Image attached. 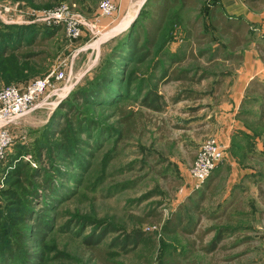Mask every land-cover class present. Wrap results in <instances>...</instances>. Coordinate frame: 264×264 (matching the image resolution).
<instances>
[{
    "label": "rangeland",
    "instance_id": "374dc122",
    "mask_svg": "<svg viewBox=\"0 0 264 264\" xmlns=\"http://www.w3.org/2000/svg\"><path fill=\"white\" fill-rule=\"evenodd\" d=\"M147 1H116L114 14L106 17L112 22L103 26L98 19L100 0H80L75 9L92 15L98 28L94 34L84 31L69 38L51 21L23 22L31 10L44 15L68 0H0V12L10 8L0 13V28L38 29L34 41L23 42L15 52L23 54L20 64L35 61L45 68L42 74L9 85H27L52 70L68 77L63 91L52 94L49 87L31 111L9 127L11 144L0 160V250L16 243L20 251L13 263L161 264L166 258L163 264L173 259L179 264H264V179L256 180L257 201L249 191L239 194V185L228 180L226 146L218 140L223 158L209 180L195 187L190 176L198 150L213 138L210 127L221 112L218 105L228 98L225 78L237 73L250 46L229 49L228 39L214 27L225 14L223 0H169L165 25L156 44L145 46L146 58L139 62L136 56L128 63L121 58L114 63L112 58L114 94L97 97L89 91L101 57L119 44L118 38L135 20L131 40L143 44L147 21L158 9L155 0ZM248 33L251 39H264L261 26L250 24ZM23 51L32 54L31 60L22 61ZM180 73L183 78L176 81ZM65 78L53 85L63 86ZM4 86L1 81L0 90ZM147 92L162 97L160 109L141 105ZM75 94L81 99L75 100ZM60 105L86 120L88 131L74 138V148H79L74 154L85 158L82 169L72 163L75 156L55 147L65 143L67 132L61 131H68L73 119H64L49 135L45 132ZM132 111L128 127L123 118ZM250 166L258 174L256 161ZM45 179L55 182L59 194L63 191L54 205L44 190ZM246 181V187L256 188L252 179ZM195 194L204 198L199 203L202 214L192 210ZM180 214L187 218L182 231H168L174 229L168 226L171 217ZM36 217L49 226L42 245L30 239ZM21 235L23 242L17 240ZM218 236L216 248L206 252L204 246Z\"/></svg>",
    "mask_w": 264,
    "mask_h": 264
},
{
    "label": "trees",
    "instance_id": "16d2710c",
    "mask_svg": "<svg viewBox=\"0 0 264 264\" xmlns=\"http://www.w3.org/2000/svg\"><path fill=\"white\" fill-rule=\"evenodd\" d=\"M76 1L80 3V0H68L70 4ZM155 1L158 3V6H157L158 9L156 11V14L151 16L147 21L148 25H146V30L144 32L143 44L140 46H137L136 42L131 40V37H133V34L131 32L134 31V27L136 23V20H135L126 29V32L120 38H118L117 42L119 44L117 46H112V48H110V50L108 51V54L106 56L104 55L101 57L100 62L96 70L94 71L95 74L92 76L93 82L89 90V91H93L97 95V97H99L100 94H102V92H109L112 94H114L113 92H115V90L111 88V86L115 84L117 80L116 79L117 75L115 74L116 72L113 71L114 64L111 61L112 58L116 59L114 60V63H117L115 61H117V59L119 58L122 59L121 62L128 63V62H132L135 59V57L138 56L137 61L142 62L147 56L146 52L144 51L145 46L153 47L156 44L158 35L165 25V22L167 19V13L171 6H169L168 4L169 0H155ZM177 1L178 0H176V2ZM219 16H220V24H214V27H216L220 31L221 34H224L227 36L228 38L227 45L229 47L234 48L238 46L240 43H242L243 41L249 40L248 35H247L248 25L246 22L239 21L236 18L235 19L229 18L222 14H220ZM37 30L38 29L36 27L34 28L32 26H22V27L5 26L4 28H0V82L2 81L3 84L9 85L10 83L23 81V80L28 79L31 76H35L37 74L43 73L45 68L43 67V65H40L39 62L34 61L31 63H28L26 67H23L22 64H20L21 63L20 59L22 58H19L23 54L17 55V53H15L18 50V48L22 45L23 42L30 44L34 41ZM50 32L54 33L53 30H51ZM245 32H246V35H245ZM23 52H25L24 53L25 56L23 57L22 61L31 60L32 54H29L27 51H23ZM7 55H10L11 57L2 58V56L6 57ZM162 77L164 78L165 75H163ZM177 78H183L182 73H180L176 77V79ZM80 94L85 95L84 93H80ZM74 99L76 100V99H81V98L75 94ZM161 99L162 97H160L155 92H147L143 98V101L141 102L142 103L141 105L148 107L149 109L158 110L160 109L161 104H162ZM62 109L69 112V116L67 115V113L62 112ZM261 109H264V100L261 103ZM71 113L72 111H70L69 107L60 105L59 108H57V110L50 115L47 123L44 126V129L46 130L45 132L49 135L51 132H55L56 130L59 129L61 125H63L64 119H67L68 122L70 121V123L72 121L71 119H73V122L69 124L68 131H66L65 129L61 131V133H63L64 131L67 132L65 134L66 136L65 143L61 142L57 144L55 147L59 148L60 152L66 155L75 156L76 158L72 157L71 159L72 163L77 164V166L80 169H82L85 166V164L83 166V162L85 158H82L81 155L79 156L78 153L74 154L75 148H76V147L74 148V146L77 143L74 141V138L78 137L79 133L88 131V129L85 126H83L86 123V120L80 119V116L78 115L80 114V112L76 113L75 111L72 114V116H71ZM134 113L135 112L133 111L129 112L123 118L124 119L123 121H125L128 127L132 125L131 119L133 118ZM43 135L45 134L43 133ZM71 142L74 144H71ZM76 149H77L76 151H78L79 148L77 147ZM13 173L16 174V172H13ZM3 174H6V172ZM70 179L75 180V178H70ZM43 183L45 185L44 190L46 191L48 197L50 198V201H52L54 205V201H57L56 200L57 197L63 194V191L59 194L58 192L59 189L54 181L45 179ZM51 197H52V200H51ZM49 207H51L50 204H49ZM46 210H48V208H46ZM192 210L194 213L200 212L202 214V211L200 210L198 202L192 203ZM27 214L28 216L30 215V217L32 218L35 213L31 212L30 210V214L28 212ZM177 216H179V218ZM177 216L175 215L174 216L175 218L171 217V221L168 224V226L171 225L174 227V229L170 228L168 229V231L169 230L175 231L176 229H179L180 231H182L184 226H182L181 224L183 222L185 223L187 218L185 216H182L181 218V214ZM33 228L34 229L31 233L30 239H34L37 244L40 243L42 245L44 238H45L46 230L49 229L48 224L42 221L41 218L36 217V224L35 226H33ZM219 238L220 237L218 236V238L214 240V242L210 243L208 246H204L205 251L206 252L213 251L216 248L215 246L217 242L219 241ZM17 240H19L20 242H23L24 238H22V235L17 236ZM18 251H20V249H18V245L16 243L12 244V246L7 248L4 252L2 248L0 250V264H12L15 254ZM22 252H20V255L25 256V254H23ZM165 261H166V258L165 260L162 261L161 264L165 263ZM175 261L176 260L173 259L171 261L170 260L167 261L166 263L174 264ZM13 264H16L15 260ZM176 264H179V262L176 261Z\"/></svg>",
    "mask_w": 264,
    "mask_h": 264
},
{
    "label": "crops",
    "instance_id": "0c3cea01",
    "mask_svg": "<svg viewBox=\"0 0 264 264\" xmlns=\"http://www.w3.org/2000/svg\"><path fill=\"white\" fill-rule=\"evenodd\" d=\"M115 1L126 5L128 0ZM73 4L76 7L79 5L77 1ZM222 5L225 16L244 21L248 25L249 40L234 48L227 45L228 48L234 50L244 44L250 46L238 63L237 73L232 72L225 78L226 81L224 80L228 83L226 89L229 95L221 106L218 105L221 112L213 118L210 132L213 138L226 146L225 163L230 167L228 180L231 181V185L238 184L239 194L243 192L246 195L249 191L257 201L260 184L256 183V180L264 179V109H261L264 100V39H251L248 31L250 24H253L261 26V35H264V0H223ZM95 12L97 13V10ZM91 16L87 17L94 19ZM98 19L103 26L112 22V19L107 20L106 17ZM222 35L227 38L226 35ZM251 161H256L259 167L258 174L250 166ZM209 178L208 176L206 180ZM248 179H252L251 183L256 184V188L245 186ZM195 197L198 203L204 200L197 194Z\"/></svg>",
    "mask_w": 264,
    "mask_h": 264
},
{
    "label": "built area",
    "instance_id": "2783aa9c",
    "mask_svg": "<svg viewBox=\"0 0 264 264\" xmlns=\"http://www.w3.org/2000/svg\"><path fill=\"white\" fill-rule=\"evenodd\" d=\"M75 7L73 3H61L54 10L44 15H40L39 11L31 10L28 18L24 19L23 22L51 21L59 25L63 29L64 35L69 38H78L84 31L94 34L97 31L98 23L77 11ZM9 9L4 7L3 11ZM115 10V0H100L98 18L112 16ZM21 18L19 15V20ZM65 77L63 71L52 70L46 76L35 79L27 85L19 87L7 85L0 90V160L11 144L9 127L26 116L33 108L35 101L45 94L49 87L52 89V94L63 91L68 84V77L67 79ZM64 78L66 81L63 86L55 87L53 85L55 82H61ZM66 91V93L69 92L68 89ZM48 97L47 94L43 101H46ZM221 145L215 138H209L198 150L190 168V176L196 183L195 187L203 183L222 160L223 146Z\"/></svg>",
    "mask_w": 264,
    "mask_h": 264
},
{
    "label": "water",
    "instance_id": "95a60500",
    "mask_svg": "<svg viewBox=\"0 0 264 264\" xmlns=\"http://www.w3.org/2000/svg\"><path fill=\"white\" fill-rule=\"evenodd\" d=\"M137 13H138V12H137ZM132 20H133V18H132ZM132 20H131V21H132ZM131 21H130V23H132ZM130 23H129V24H130ZM129 24H128V25H129ZM128 25H127L126 27H128ZM126 27H125V28H126ZM125 28H123V29H121V30H119V31H122V30H124Z\"/></svg>",
    "mask_w": 264,
    "mask_h": 264
},
{
    "label": "bare ground",
    "instance_id": "6f19581e",
    "mask_svg": "<svg viewBox=\"0 0 264 264\" xmlns=\"http://www.w3.org/2000/svg\"><path fill=\"white\" fill-rule=\"evenodd\" d=\"M96 43H97V41L94 44H96Z\"/></svg>",
    "mask_w": 264,
    "mask_h": 264
}]
</instances>
